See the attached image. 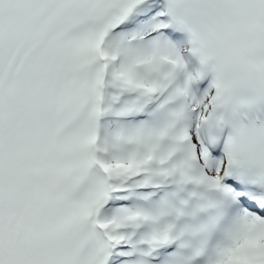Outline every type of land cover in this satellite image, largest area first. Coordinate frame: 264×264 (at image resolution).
Instances as JSON below:
<instances>
[{"label":"snow or ice","instance_id":"obj_1","mask_svg":"<svg viewBox=\"0 0 264 264\" xmlns=\"http://www.w3.org/2000/svg\"><path fill=\"white\" fill-rule=\"evenodd\" d=\"M0 264H264V0H0Z\"/></svg>","mask_w":264,"mask_h":264}]
</instances>
